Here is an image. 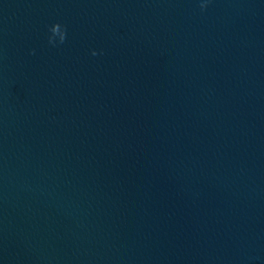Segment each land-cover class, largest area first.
I'll return each mask as SVG.
<instances>
[{"label":"water","instance_id":"95a60500","mask_svg":"<svg viewBox=\"0 0 264 264\" xmlns=\"http://www.w3.org/2000/svg\"><path fill=\"white\" fill-rule=\"evenodd\" d=\"M0 264H264V0H0Z\"/></svg>","mask_w":264,"mask_h":264},{"label":"clouds","instance_id":"9594fccd","mask_svg":"<svg viewBox=\"0 0 264 264\" xmlns=\"http://www.w3.org/2000/svg\"><path fill=\"white\" fill-rule=\"evenodd\" d=\"M210 0H198V6L203 12L207 9ZM49 35L47 37L48 43L52 46H57L58 44H63L67 39V29L66 26L62 25L60 22H53L48 26ZM92 55H96V50H92Z\"/></svg>","mask_w":264,"mask_h":264}]
</instances>
